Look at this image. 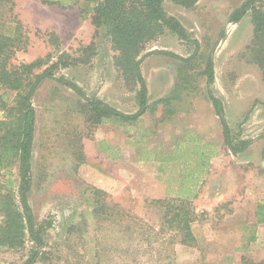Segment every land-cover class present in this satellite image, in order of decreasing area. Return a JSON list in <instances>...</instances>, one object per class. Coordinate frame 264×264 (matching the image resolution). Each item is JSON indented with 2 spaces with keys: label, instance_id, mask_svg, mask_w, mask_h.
<instances>
[{
  "label": "rangeland",
  "instance_id": "rangeland-1",
  "mask_svg": "<svg viewBox=\"0 0 264 264\" xmlns=\"http://www.w3.org/2000/svg\"><path fill=\"white\" fill-rule=\"evenodd\" d=\"M243 1L202 0L192 10L166 3V11L199 42L197 51L195 45L167 31L142 54L150 104L168 96L176 84L188 86L181 90V99L172 103V115L168 106L160 105L135 124L122 126L111 121L94 127L81 113L84 102L71 90L51 80L41 85L33 98L36 132L29 201L37 221H47L52 227L45 234L49 257L37 264L264 262V226L255 217L257 205L264 203L263 171L248 172L242 189H228V202L222 201L221 187L215 190L220 195H209L205 176L193 224L197 241L187 247L180 244L177 233L164 226V211L154 202L166 197L168 181L175 176L178 180L188 165L138 161L144 149L158 156L173 153L188 131L214 143L208 139L209 133L214 136L216 124L209 113L206 78L199 76L212 51L216 77L212 89L227 102L228 115L235 119L232 136L264 146V113L260 111L264 103L256 113L262 101L254 99L264 88V54L255 51L252 14L239 24L229 23V16ZM92 7L93 3L85 2L61 7L43 0H3L0 24L4 31L11 34L19 21L30 39L27 50L18 52L13 63H31L46 56L56 61L66 53L73 66L61 70V75L80 85L89 97L134 114L138 110L136 93L115 66L118 52L105 29L96 33ZM91 45L93 52L87 51ZM153 51L191 61L151 54ZM86 59L88 63H84ZM186 78L189 85L184 83ZM235 102L241 104L240 115L233 113ZM217 149L224 156L228 148L219 152L217 145ZM252 158L247 156L250 162ZM233 169L228 174L231 179L243 174L238 167ZM221 180L214 182L221 184ZM3 181L0 178V187ZM33 249L29 239L23 248H4L0 264H23Z\"/></svg>",
  "mask_w": 264,
  "mask_h": 264
},
{
  "label": "trees",
  "instance_id": "trees-1",
  "mask_svg": "<svg viewBox=\"0 0 264 264\" xmlns=\"http://www.w3.org/2000/svg\"><path fill=\"white\" fill-rule=\"evenodd\" d=\"M200 0H43L44 4L79 5L93 3L91 9L92 24L99 33L105 29L113 48L118 55L115 66L122 78L136 93L137 112L127 114L112 107L96 96L89 97L85 90L73 80L60 74V71L73 66L70 55L64 53L56 61L51 56L38 58L31 63L15 65L18 52L26 51L29 37L24 33L21 22H16L11 34L4 31L0 24V178H4L0 187V251L4 248L18 249L26 245L27 240L34 249L23 264H37L40 259L49 257L45 250V234L52 227L47 221L39 223L31 207L29 196L33 188L32 166L35 141L36 111L33 98L46 80L55 81L71 90L84 104L81 113L94 127L103 126L111 121L128 126L137 123L149 112L160 105L168 106V113L174 114L172 103L181 99V90L188 86L176 84L172 92L156 101L149 102L147 81L143 76L142 56L150 43L157 41L167 31L182 42L193 44L199 50L198 40L183 26L176 17L165 10L166 3L193 9ZM3 0H0V5ZM252 14L254 24L255 51L264 54V0H244L242 5L230 15L229 23L238 24L247 14ZM225 32L221 33V40ZM261 44V46H260ZM93 52L94 46L87 48ZM151 54H164L182 62L184 59L172 53L153 51ZM89 60H84L88 63ZM199 76L206 78L207 95L213 105L223 130L224 145L237 156L246 151L254 141L235 140L227 122L223 102L215 96L212 87L215 84L213 51L205 62V68ZM184 83H191L188 78ZM183 83V85H184ZM173 153L156 155L153 151L141 150L138 161L157 162L162 165L179 163L188 165L178 180L172 177L168 181L166 197L155 201V205L164 211L163 223L170 231L180 237L182 246H194L197 238L193 224L197 217L194 200L198 198L200 185L209 173L210 164L218 154L217 145L206 143L193 131H188L177 142ZM108 149V148H107ZM264 160V149L262 153ZM264 172V170H263ZM172 185V186H171ZM255 217L257 223L264 226V203H259ZM243 264L254 263L245 260Z\"/></svg>",
  "mask_w": 264,
  "mask_h": 264
},
{
  "label": "crops",
  "instance_id": "crops-1",
  "mask_svg": "<svg viewBox=\"0 0 264 264\" xmlns=\"http://www.w3.org/2000/svg\"><path fill=\"white\" fill-rule=\"evenodd\" d=\"M201 2H202V0H200L198 2V4L194 8L199 6ZM177 7H179V6H177ZM179 8H182V7H179ZM182 9H184V10H192V9H185V8H182ZM250 14L251 13L247 14L246 17L243 20H245L248 16H250ZM172 16H174V15H172ZM174 17H176V16H174ZM229 18H230V16H229ZM263 74H264V72H263ZM251 75H252V73H248V76H251ZM215 83H216V77H215ZM259 93H260V96L256 95V94L254 96V99H259L260 101H262V103L257 105V107L255 109L256 113H259L260 106H262V104L264 103V88H263L262 92L258 91L257 94H259ZM223 105H224V109H225L227 122H228V124H229V126L231 128V123L235 119L233 118V116L230 117L228 115L227 102L224 101V100H223ZM233 107H235L233 113L240 115L241 112H242L241 104L239 105V104H237V102H235ZM260 111L262 113H264V108H262V110H260ZM209 113H210V116H213V121H214V123L216 125L214 126V130H215L214 136H213V134L209 133L208 139L210 141L212 140L214 143H216L218 145L219 152H220V150L222 148L227 149V147L224 145L223 130H222V127H221V124H220V120L216 116V113H215V110L213 108L212 103H211V106H210V109H209ZM35 132H36V127H35ZM110 145H112V144H110ZM262 147H264L262 142H256V143L254 142L246 151H244L243 153H241V154H239L237 156H234L230 152V150L227 149V152H226V154L224 156L220 152L214 159H212L211 164H210V170H209V173H208L207 178L205 180L206 181V185L208 186L209 195L211 197H217L220 194H217V192L215 190L219 191L220 190L219 187H221V194L224 197L222 201L223 202H228L229 199L231 198V197L227 196L228 189L231 190V189H233L235 187H238V188L242 189L244 186H242L241 184H243L245 182V180H247L249 178L248 172H254V173L256 172V174H258L259 169H260V171H263L264 167L262 166V162H263V160H262L263 159L262 158V153H263ZM248 155H252V157H253L252 159H254V160L251 159L252 162L247 160V156ZM241 163H242V165H241ZM233 167H238L240 169V171H242L243 174L241 176H239V178L236 177V178L231 179L230 176L228 175L231 172L235 171L233 169ZM251 177H253V175ZM220 178H222L221 184L220 183H216V182H218V180ZM214 181H216V182H214ZM202 196H203V193L199 192L198 198L194 200V206L196 208H197V203L202 199Z\"/></svg>",
  "mask_w": 264,
  "mask_h": 264
}]
</instances>
